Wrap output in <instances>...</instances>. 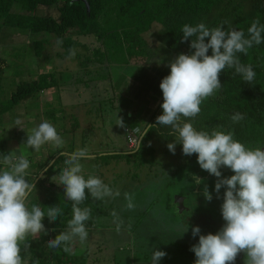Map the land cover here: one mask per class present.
Masks as SVG:
<instances>
[{
    "label": "trees",
    "instance_id": "1",
    "mask_svg": "<svg viewBox=\"0 0 264 264\" xmlns=\"http://www.w3.org/2000/svg\"><path fill=\"white\" fill-rule=\"evenodd\" d=\"M48 7L55 10V15L39 14L41 8ZM257 18L264 25V0H0V46H6L10 43L9 40L13 42L15 35L28 36L32 54L42 60L44 50L53 43L61 50L56 54L58 57L77 61L80 70L89 73L82 77L77 76L76 80L78 83L89 81V85L101 80V74H94L101 73L103 69L109 70L116 66L132 68L135 73L131 74V80L125 74H122V77H126L124 80L119 77L118 92L126 94L125 97H134L136 94L134 100L138 101L136 98H139V101L151 103L155 109L149 110V121L142 128H134L143 132L147 125L154 127L147 129L144 140L140 141L139 151L134 148L125 153L104 155L106 159L125 158L126 161L131 158L145 159V155H148L153 161L154 149L147 146L148 141L152 138L169 141L177 139V136L172 133L170 126L155 124L156 118L162 114L160 105L163 97L159 84L169 74L170 69L168 66L148 65V61L153 56L169 58L171 55L177 57L179 54H192L194 50L190 48V43L195 37L181 42L182 27L185 24L196 26L204 23L212 29L227 21L222 25L223 30L243 31L245 38H249L247 29ZM85 37L95 38L100 46L91 48L80 41V38ZM58 40L61 41L60 44H57ZM78 48L83 52L77 51ZM207 54L211 55V50ZM237 56L242 64L252 66L256 73L254 80L251 83L245 82L242 75L235 73L234 68H225L219 77L221 89L201 103V111L195 118L182 117V121L192 123L197 131H231L234 140L245 147H260L264 150V33L261 44L253 45L247 55L237 53ZM11 61L0 56V125L3 118L14 116L17 105L35 101L33 103L38 102V108L39 97L44 91L60 88L71 79L54 69L45 72L39 70L38 74L29 75L27 79L20 77L10 82L9 87L12 88L7 97L3 93V83L7 79V71L12 68ZM95 65L96 69H89L95 68ZM13 67L17 68L14 64ZM13 76L20 75L14 72ZM108 78L110 76L107 72L103 79ZM124 96V100L131 103ZM27 107L34 106L31 104ZM44 107V117L56 123V110L50 108L48 103ZM235 113H242L245 118L233 123L230 117ZM7 150L6 141L0 139V171L8 167L3 163V156L8 155ZM62 152V149L55 147L54 151L40 161L27 158L30 167L25 178L34 183L36 188L28 198V207L38 204L46 213L48 207L57 205L62 214L53 222H49L45 216L42 223L46 233L28 236L21 243L20 254L26 264H87L89 248L86 246L81 250L77 245L80 244L79 241L74 242V249L68 253L63 251V246L52 249L47 245L49 239H54L56 235L67 230V222L72 218V202L64 197L63 186L58 181L59 174L66 167L64 161L67 156L62 155ZM145 161L146 159L142 162ZM227 172L231 170L228 169L226 174ZM40 173L41 177L37 178ZM189 175L191 179L193 176H202L198 171ZM190 190L191 194H195L194 188ZM85 193L86 199L79 207L91 209L90 218L85 222L89 234L91 229L97 228L100 206L104 201L93 199L87 190ZM218 222L221 224L220 220ZM221 228L207 232L201 230L200 233L216 234ZM198 239L197 236L184 243H174L175 255H171L169 260L165 259L164 264H195L196 257L190 248L198 243ZM25 243L30 244L27 250L24 249ZM244 255L243 252L238 254V263L244 264Z\"/></svg>",
    "mask_w": 264,
    "mask_h": 264
},
{
    "label": "rangeland",
    "instance_id": "2",
    "mask_svg": "<svg viewBox=\"0 0 264 264\" xmlns=\"http://www.w3.org/2000/svg\"><path fill=\"white\" fill-rule=\"evenodd\" d=\"M39 14L55 15V10L49 7L41 8ZM12 40L14 41L9 40L10 43L6 46H0V56L9 62L12 60V68L7 71V79L3 83V93L5 92L4 95L7 97L12 88L9 87L10 82L20 77L23 80L27 79L29 75L38 74L39 70V72H45L54 69L56 72H63L62 75L66 74L67 78L71 79L68 83L64 82L60 88L44 91L39 97L38 108L36 107L38 102H31L34 107L30 108L27 107L31 105L30 102L26 104L23 102L16 106L14 116L2 119L0 139L6 141L8 154L23 155L26 158L32 157L35 161H40L55 150L52 144L43 145L39 151L25 145L27 135L31 134V130L47 120L44 117V105L48 103L50 108L56 110L57 122L47 121L56 128L65 141L63 147L60 148L63 150L62 153L70 154L77 149L86 148L90 158L80 161L83 165L82 175L99 176L113 192L120 193L117 197L103 199L97 228L95 227L87 238L90 253L97 248H101L103 252L102 246L99 247L97 243L98 241L105 242L106 245L109 243L108 256L110 255L111 259H104V264H152V252L156 249L166 252L167 255L158 262V264H164L165 259L169 260L171 255H175L174 243L191 240L192 227L198 226L200 229L203 228L202 231L207 232L224 225L220 209L225 189L221 188L219 198H217L214 192L217 178L199 167L194 154L192 156L183 155L182 145L178 144V139L163 141L159 138H152L148 141L147 146L154 149L153 161L148 155H145V162H142L145 159L133 158L129 161L125 158L106 159L107 154L125 153L130 150L126 142L125 129L142 128L150 119L149 110L153 109L152 104L145 100L139 101V98H136L138 101L134 100L136 94L134 97H125L126 94L118 92L119 77L125 74L131 80V74L135 73L132 68L116 66L109 70L103 69L101 73L94 74L96 76L101 74V80L94 81L90 85L89 81L78 83L77 76L82 77L83 74L89 73L85 70L81 71L77 61L58 57L56 54L61 50L55 47V44L52 43L46 47L41 60L32 54L28 36L15 35ZM80 41L91 48L100 46V43L92 37L80 38ZM77 51L83 52L80 48ZM175 58V55L169 58L153 56L147 64L168 66ZM13 64L17 68L14 69ZM96 67L95 65V68L89 69H96ZM14 72L20 76L14 77ZM107 72L110 79L105 80L103 77L107 75ZM124 78L126 77H122V80ZM84 79L88 80V78ZM123 96L131 103L124 100ZM117 118L123 119L124 127L117 126ZM16 120H20L21 123L17 125ZM173 141L177 142L175 154L169 152L167 148V144ZM144 143L145 141L142 145ZM2 168L5 167L2 166ZM226 170L228 169H220L221 178L233 175V172L226 174ZM197 171L202 174V176H195L202 181L199 185L189 175ZM205 186L213 196L210 202L206 201L203 196ZM192 188L195 194L190 193ZM125 193L134 196L135 207L132 210L126 208ZM113 212L117 214L121 222L119 230H117V223L114 222ZM187 225L191 227L189 226L188 231L184 233ZM126 228H135L134 233L132 232V235L134 234L133 244L130 241L126 243L123 238L131 235L128 230H125ZM76 239L70 245L71 251L75 247L74 242L79 241L78 238ZM102 252L100 255L97 253L93 256L100 264L102 263L100 261L103 257ZM242 259L244 263L246 255ZM234 264H240L238 259Z\"/></svg>",
    "mask_w": 264,
    "mask_h": 264
},
{
    "label": "clouds",
    "instance_id": "3",
    "mask_svg": "<svg viewBox=\"0 0 264 264\" xmlns=\"http://www.w3.org/2000/svg\"><path fill=\"white\" fill-rule=\"evenodd\" d=\"M227 23L223 21L222 25ZM218 26L209 29L204 23L196 26L183 25L181 42L191 39L192 54H179L168 64L169 74L164 77L159 88L162 92L163 103L160 105L162 114L156 118L158 126H170L172 133L177 136L178 144L182 145V154L192 156L196 154L199 167L217 178L214 192L219 198L221 188H224L221 216L225 222L216 234L201 235V229L192 227L193 237H199L198 243L190 248L195 254V264H234L238 254L245 253L244 264H264V150L260 147L248 148L234 140L233 132L212 130L197 131L192 123L183 122V118H195L201 111V103L214 96L221 89L220 74L225 68L235 69L236 74L242 75L243 81L251 83L256 73L251 65L242 64L237 53L247 55L253 45L262 43L264 25L259 18L254 19L247 29L249 38H245L243 31L231 29L223 30ZM207 40V42H205ZM61 41H57L60 44ZM211 50V55L207 53ZM245 117L242 113L233 114L230 119L238 123ZM119 127H124L123 119L117 118ZM20 120H16L19 125ZM147 125L135 141L139 151L140 141L147 134ZM140 132V129H136ZM45 144H52L61 148L65 141L58 134L56 128L47 120L41 122L27 135L26 146L39 151ZM177 142L167 144L169 152L175 154ZM66 155L64 167L58 176L59 184L63 186L64 197L72 202V218L67 222V230L47 241L52 249L63 246V251H71L69 246L76 238L83 245L88 238L85 222L89 220L91 209L81 208L86 199L85 190L93 199L101 200L105 197H117L118 191L113 190L99 177L89 175L87 179L82 175V159H89L86 148L77 149ZM3 163L7 169L0 171V264H26L21 257V243L28 236L46 233L42 223L45 216L53 222L62 210L57 206L47 208L45 213L40 205L28 207L29 196L36 191L35 184L26 180L28 159L21 155L14 157L11 153L3 156ZM221 168L230 169L234 174L221 178ZM195 183L202 181L193 176ZM203 196L210 202L213 198L207 186ZM127 201L126 208L134 209V196L124 194ZM120 228L119 217L112 213ZM189 225L184 229L188 231ZM30 248L25 243L24 249ZM166 252L154 250L152 264L166 256Z\"/></svg>",
    "mask_w": 264,
    "mask_h": 264
},
{
    "label": "crops",
    "instance_id": "4",
    "mask_svg": "<svg viewBox=\"0 0 264 264\" xmlns=\"http://www.w3.org/2000/svg\"><path fill=\"white\" fill-rule=\"evenodd\" d=\"M95 228H93V229H91L90 231L92 232L93 230H94ZM129 228H127V230H128ZM108 230V229H107ZM133 231V230H132ZM132 231H131V229H129L128 230V232H129V234H131V235H129V237H123L124 239H125V241H126V243L127 242H129L130 241V243L131 244H133V240H134V235H132ZM134 233V232H133ZM93 241V240H92ZM86 243L87 242H85L83 245H81V244H77L78 246H80V248H81V250H84L85 249V247L87 246L88 247V245H86ZM98 245H99V247H101L102 246V250H103V252L101 251V248H97V249H95V250H93V251H91V253H90V249H89V255H88V260H86L87 261V264H100V262H98L97 261V258L96 257H93V256H95L94 254H97V253H99V255L101 254V252H102V258H101V264H104V259L106 260H110L111 259V257H110V255L108 256V244L109 243H107V245L104 243V242H99L98 241V243H97ZM92 255V257L90 258V256ZM100 258V257H99ZM99 260V259H98ZM105 263H106V261H105Z\"/></svg>",
    "mask_w": 264,
    "mask_h": 264
},
{
    "label": "built area",
    "instance_id": "5",
    "mask_svg": "<svg viewBox=\"0 0 264 264\" xmlns=\"http://www.w3.org/2000/svg\"><path fill=\"white\" fill-rule=\"evenodd\" d=\"M136 129H139V128H126L125 129L126 142L130 150L136 148L135 141L139 138V136L142 133L141 130L140 132H137Z\"/></svg>",
    "mask_w": 264,
    "mask_h": 264
},
{
    "label": "water",
    "instance_id": "6",
    "mask_svg": "<svg viewBox=\"0 0 264 264\" xmlns=\"http://www.w3.org/2000/svg\"><path fill=\"white\" fill-rule=\"evenodd\" d=\"M43 173V172H42ZM42 173H40L39 175H38V177L37 178H40L41 177V175H42Z\"/></svg>",
    "mask_w": 264,
    "mask_h": 264
}]
</instances>
